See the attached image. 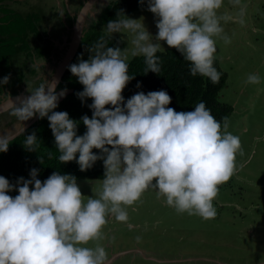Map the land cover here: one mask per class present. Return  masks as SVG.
<instances>
[{
  "label": "clouds",
  "instance_id": "obj_1",
  "mask_svg": "<svg viewBox=\"0 0 264 264\" xmlns=\"http://www.w3.org/2000/svg\"><path fill=\"white\" fill-rule=\"evenodd\" d=\"M224 2L147 0V10L156 18L154 36L143 17L118 11L105 32L110 38L123 34L127 47L109 46L101 36L89 47L88 59L68 65L83 85L75 95L82 103L85 98L92 101L91 117L80 118L86 127L82 135L77 134L79 121L67 111H55L66 91L57 92L55 81L43 79L28 89L30 95L17 98L18 105L12 102L10 114L18 122L47 118L61 163L75 160L84 171L102 159L104 177L99 193L85 200L70 174L53 171L41 181L39 169L31 168L28 179L18 177L14 183L0 175V264H106L105 248L88 246L89 241L99 238L109 213L126 222L125 206L133 205L149 187L177 212L206 220L216 217L218 186L232 177L236 155L242 151L239 136L226 130L228 117L222 118V126L203 100L191 111H176L168 106L171 97L164 89L138 91L127 99L122 90L133 79L130 56L144 58L145 73L160 72L156 53L161 41L189 62L190 75L218 83L222 73L214 66L216 38L231 43L224 23H245L242 0H228L237 8L235 13L221 12ZM8 82L9 75L0 78V85ZM247 82L258 84L260 76L250 73ZM136 86L141 87L139 81ZM37 141L32 132L23 144L36 151ZM9 143L8 137H0V152H6ZM13 190L17 194L9 195Z\"/></svg>",
  "mask_w": 264,
  "mask_h": 264
},
{
  "label": "rangeland",
  "instance_id": "obj_2",
  "mask_svg": "<svg viewBox=\"0 0 264 264\" xmlns=\"http://www.w3.org/2000/svg\"><path fill=\"white\" fill-rule=\"evenodd\" d=\"M12 1L17 3L13 6L21 11L15 25H10L11 29L25 30L26 33L16 40H7L22 43L17 53L19 57L14 59L20 64L11 67L9 82L0 85V101L13 94L9 90H12L11 78L16 79V84H22L27 92L43 79L51 82L73 43L77 18L83 32L92 29L112 0ZM225 5L234 10L228 0ZM242 5L245 7L244 25H255L250 19L247 22L246 12H249L252 17L255 13L257 23L264 27V0H242ZM6 11L5 16L12 17L9 10ZM27 12L35 15L34 21H39L37 27H31V41L27 40V23L31 19H27ZM5 16L1 23H4ZM129 17H143L147 30L153 36L157 32L153 13L136 10ZM106 24L97 27L106 33ZM223 26L231 43L225 44L216 38L215 58L227 72V82L219 99L233 107L226 130L239 136L242 151L236 155V170L232 177L218 186L219 191L213 200L217 215L206 220L198 215L177 212L165 203L163 196L158 197L149 187L133 205L125 206L128 212L126 222L116 220L109 213L99 238L88 243L91 247H104L106 259L123 251L124 254L112 264H264V82L261 83V78L259 84L247 82L250 73H264V35H253L251 30H243L241 24L233 21ZM122 35L113 33L119 38ZM123 41L127 47V39ZM161 45L162 51L171 48L163 41ZM132 58L130 56L129 60ZM7 90L11 93L6 94ZM12 108L0 112V137L9 138L35 118L18 122L10 114ZM102 167L104 169L103 160ZM102 179L76 180L85 200L87 196L99 193Z\"/></svg>",
  "mask_w": 264,
  "mask_h": 264
},
{
  "label": "trees",
  "instance_id": "obj_3",
  "mask_svg": "<svg viewBox=\"0 0 264 264\" xmlns=\"http://www.w3.org/2000/svg\"><path fill=\"white\" fill-rule=\"evenodd\" d=\"M121 10L127 16H130L136 10L150 12L147 10V0H144L143 4H141L140 0H112L100 13L96 25H93L92 29L89 28L83 32L79 46L69 65L78 62V58L88 59L91 54L88 51L89 47L101 36H104L109 46H116L118 44L119 47L124 48V41L121 38L117 36L110 38L107 33L100 31L97 27L99 24H106L109 20L115 19L117 12ZM9 13L12 17L5 16L6 23L2 26L0 35L5 34L4 32L6 31L9 39L13 38L16 40L22 37L26 31L19 32L17 29L12 30L13 27L11 29L10 25H15L16 17L20 13L18 11H9ZM33 17H35L34 14L27 15V19L31 18L29 22L27 21V37L29 34L31 35V27H37V23L39 22L37 19L34 21ZM30 35L27 38L28 41H31ZM0 39V74L5 76L6 74L8 75L13 65L20 64V62L14 59L19 57L17 53L20 51L22 43L16 41L11 43V40L7 41L8 38H3L2 36ZM156 55L160 57L159 73L152 71L145 73L146 65L142 56H136L129 60L128 72L129 75H133V79L122 90V95L125 99L138 91L147 93L148 91L164 89L171 97L169 107L174 108L176 111H191L194 109L196 103L203 100L206 107L211 110V114L221 121L223 126L222 118L228 117L233 107L219 99L220 92L227 82V72L221 67L217 59H214V66L222 75L219 82L213 84L207 77L190 75L189 62L185 61L182 54L175 48L158 51ZM12 81L15 82L16 80ZM138 81L141 85L140 88L136 86ZM61 89L66 90L65 95L59 98L55 111H67L71 118L79 121L77 134L82 135L86 131V127L80 118L85 114L91 117L92 111L88 105L92 101L91 98H85V101L82 103L75 95L78 91H82L83 85L68 70V66L57 84L56 91L59 92ZM105 107L112 106L106 105ZM48 125L49 121L46 117H38L27 128L10 139L7 151L0 152V175H3L12 183L18 177L28 179L31 168L39 169L38 178L41 181L47 178L53 171L60 174L73 175L76 177V180L104 177L102 159H98L91 168L84 171L80 170L75 160L61 163L58 159L60 153L56 148L54 137ZM32 132H35L38 138L36 151H29L23 144L25 137ZM93 152L99 153V150L93 149ZM16 194L15 190L9 193L12 196Z\"/></svg>",
  "mask_w": 264,
  "mask_h": 264
},
{
  "label": "water",
  "instance_id": "obj_4",
  "mask_svg": "<svg viewBox=\"0 0 264 264\" xmlns=\"http://www.w3.org/2000/svg\"><path fill=\"white\" fill-rule=\"evenodd\" d=\"M90 0H87L86 2H89ZM85 8V5L84 7ZM82 8V10H83ZM78 17H79V13H78ZM74 30H75V36H74V40L73 43L70 47L69 52L67 53V55L65 56V58L63 59V61L61 62L55 76L53 77L52 81H55V88L57 87V84L59 83V81L61 80L62 74L65 71L66 67L69 65L70 61L72 60L78 46L80 43V40L83 36V31L81 30V25L79 23V18H77L75 25H74ZM30 95V92H18L17 94H13L8 96L6 99H3L0 101V112L10 108L13 106L12 102L15 104L19 103V100L17 99L18 97L20 99H23L24 97ZM38 118V116H35V118L28 123L27 125H25L24 127H22L20 130H18L16 133H14L12 136L9 137V140L12 139L14 136H16L17 134H19L21 131H23L25 128H27L31 123H33L36 119Z\"/></svg>",
  "mask_w": 264,
  "mask_h": 264
},
{
  "label": "crops",
  "instance_id": "obj_5",
  "mask_svg": "<svg viewBox=\"0 0 264 264\" xmlns=\"http://www.w3.org/2000/svg\"><path fill=\"white\" fill-rule=\"evenodd\" d=\"M259 2H262V0H258ZM20 4V3H19ZM14 5V4H13ZM231 6V5H230ZM223 7H224V9H223ZM223 7H222V12H224L225 10H227V11H230V12H232V13H234L235 12V10L237 9V8H234V10H233V8L232 9H229V7L227 6V5H223ZM15 8V7H14ZM16 11H21V10H18V9H16ZM246 15L248 16V21L247 22H249V19H250V21H252L253 23H255V25H258V26H255V25H241V29H243V30H251V32H252V34L253 35H260V34H263L264 35V27L263 26H261V25H259L258 23H257V20H256V18H257V15L254 13V16L252 17L251 16V14L249 13V12H246ZM43 25H45V22H44V24ZM26 33V32H25ZM24 33V34H25ZM217 61H218V59H217ZM219 62V61H218ZM262 62H264V60L262 61ZM221 65V64H220ZM222 67V66H221ZM223 68V67H222ZM262 68H264V64L262 65ZM11 71V70H10ZM254 73H256V74H258L259 76H260V78L262 79V81H261V83H263L264 81V78H263V76H264V73L263 72H254ZM1 77V76H0ZM16 83H18L17 81H15V82H13L12 83V86L13 85H15ZM259 84V83H258ZM1 86H3V85H1ZM257 86V85H256ZM256 86H254V87H256ZM259 86V85H258ZM257 86V87H258ZM260 86H261V84H260ZM259 86V87H260ZM18 92H24L23 90L22 91H20L19 90V88H18V85H16L15 87H14V91H13V94H17ZM25 92H27V91H25ZM255 92H261V90H259V91H257V90H255ZM32 121V120H31ZM28 124V123H27ZM141 252H144V250H142ZM124 254V252L123 251H119L118 252V254H116V255H114L111 259H106V263L107 262H110V264H112V263H115V262H113L115 259H117V258H119V257H121L122 255Z\"/></svg>",
  "mask_w": 264,
  "mask_h": 264
},
{
  "label": "flooded vegetation",
  "instance_id": "obj_6",
  "mask_svg": "<svg viewBox=\"0 0 264 264\" xmlns=\"http://www.w3.org/2000/svg\"><path fill=\"white\" fill-rule=\"evenodd\" d=\"M13 4H17V3H15V1L13 2L12 0H0V28H3L2 26H4L5 25V21H4V23H1L2 22V18H3V16H5V14H7L8 13V11H6V12H4L5 10H9V11H11V12H14V11H16V8H14V6H13ZM4 9V10H3ZM5 34H3V35H0V37L2 36L3 38H5V37H7L8 39H9V35H6L7 33H6V31L4 32ZM1 41V40H0ZM18 68V67H17ZM11 71L9 70V73H10ZM8 73V74H9ZM12 80H16V79H13V78H11V80H10V82H12L13 83V81ZM16 85H18V88H19V86H21L22 87V89L23 90H25L24 88H23V85L22 84H15V85H11V87L10 88H12V90L11 89H9L10 91H14V87L16 86ZM9 90H7V92H6V94H10L11 92H9ZM20 91H21V88L19 89ZM26 91V90H25Z\"/></svg>",
  "mask_w": 264,
  "mask_h": 264
}]
</instances>
